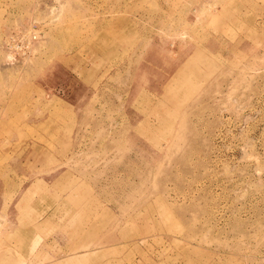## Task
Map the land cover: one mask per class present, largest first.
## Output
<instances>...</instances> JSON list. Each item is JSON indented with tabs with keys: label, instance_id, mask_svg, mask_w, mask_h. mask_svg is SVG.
<instances>
[{
	"label": "rangeland",
	"instance_id": "obj_1",
	"mask_svg": "<svg viewBox=\"0 0 264 264\" xmlns=\"http://www.w3.org/2000/svg\"><path fill=\"white\" fill-rule=\"evenodd\" d=\"M238 1L0 0V264H63L26 256L67 170L62 205L126 224L98 263L264 264V0Z\"/></svg>",
	"mask_w": 264,
	"mask_h": 264
},
{
	"label": "crops",
	"instance_id": "obj_2",
	"mask_svg": "<svg viewBox=\"0 0 264 264\" xmlns=\"http://www.w3.org/2000/svg\"><path fill=\"white\" fill-rule=\"evenodd\" d=\"M234 1L239 2L238 0ZM7 106V103L4 105L2 104V101H0V116L6 113L5 108H7ZM49 174L50 173L46 174V176ZM46 176L43 175L41 177L44 178ZM54 177L56 178L54 190L56 189V193L59 194L57 200L58 205L47 207V214H50L51 216H47L48 218L44 220L45 222H42L43 226L48 224H57L55 223V219H53L55 217L52 213L55 209H62L65 211L69 210L72 215L69 214L61 225H57L58 227L56 228V231H58V229L60 230L58 231V236L53 238L54 240L41 239L32 243V246H30L31 249L29 250L30 254L27 253L26 257L33 259L37 257H43V259L49 258L52 260L56 259L58 262H62L63 264H82L85 254H91L89 258L93 259V264H102L107 261V259L98 263L100 261L99 259L102 260L103 256L107 257L108 254L113 253L114 250L125 244L126 241L124 238L127 234H124V231L127 228L126 224L122 221L123 223L118 225L119 228L115 229V225L113 224L114 222H111L105 224V229L100 231L96 229L98 222L95 225H88L87 221H83L80 217L81 212L77 210L80 208L79 205H62V203H65L66 194L70 193L67 196V200L71 198V194L74 196V193L78 190L77 188L81 185V180L77 179L81 177L77 174H71L68 170L59 171ZM33 188V186H29L24 192L25 196H28ZM87 190L88 189H85L86 192ZM1 208L2 205H0V209ZM94 258H96V260H94ZM33 263L34 262L31 264ZM10 264H16V262L13 261L10 262Z\"/></svg>",
	"mask_w": 264,
	"mask_h": 264
},
{
	"label": "built area",
	"instance_id": "obj_3",
	"mask_svg": "<svg viewBox=\"0 0 264 264\" xmlns=\"http://www.w3.org/2000/svg\"><path fill=\"white\" fill-rule=\"evenodd\" d=\"M40 33L33 29L29 33H19L10 38L8 50L13 54V57L18 55H26L30 52L33 43L38 40Z\"/></svg>",
	"mask_w": 264,
	"mask_h": 264
}]
</instances>
